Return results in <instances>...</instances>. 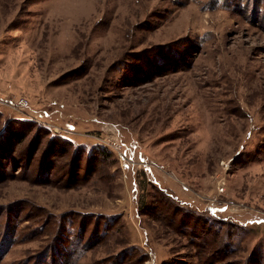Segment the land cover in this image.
<instances>
[{
    "label": "rangeland",
    "instance_id": "obj_1",
    "mask_svg": "<svg viewBox=\"0 0 264 264\" xmlns=\"http://www.w3.org/2000/svg\"><path fill=\"white\" fill-rule=\"evenodd\" d=\"M0 264H264V0H0Z\"/></svg>",
    "mask_w": 264,
    "mask_h": 264
},
{
    "label": "trees",
    "instance_id": "obj_2",
    "mask_svg": "<svg viewBox=\"0 0 264 264\" xmlns=\"http://www.w3.org/2000/svg\"><path fill=\"white\" fill-rule=\"evenodd\" d=\"M11 135H12V137H14V138H18V137H20V136H22V134H21V131L19 130V131H16V130H12L11 132ZM53 138H56V140H51V142H50V145H51V147L54 149H56V147L57 146H59V147H62L61 145L62 144H65V143H67L66 142V138H62V137H59V136H57V137H54L53 136ZM68 141V140H67ZM57 142H59V144H57Z\"/></svg>",
    "mask_w": 264,
    "mask_h": 264
},
{
    "label": "built area",
    "instance_id": "obj_3",
    "mask_svg": "<svg viewBox=\"0 0 264 264\" xmlns=\"http://www.w3.org/2000/svg\"><path fill=\"white\" fill-rule=\"evenodd\" d=\"M18 104L20 105V106H22V107H27L28 106V100L26 99V98H24V97H20L19 99H18Z\"/></svg>",
    "mask_w": 264,
    "mask_h": 264
}]
</instances>
